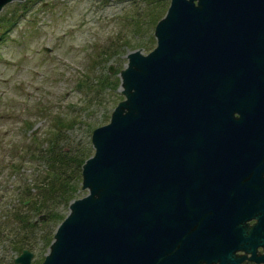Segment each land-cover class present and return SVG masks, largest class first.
I'll use <instances>...</instances> for the list:
<instances>
[{"label": "water", "instance_id": "water-1", "mask_svg": "<svg viewBox=\"0 0 264 264\" xmlns=\"http://www.w3.org/2000/svg\"><path fill=\"white\" fill-rule=\"evenodd\" d=\"M154 36L41 264L264 263V0H169Z\"/></svg>", "mask_w": 264, "mask_h": 264}, {"label": "rangeland", "instance_id": "rangeland-1", "mask_svg": "<svg viewBox=\"0 0 264 264\" xmlns=\"http://www.w3.org/2000/svg\"><path fill=\"white\" fill-rule=\"evenodd\" d=\"M151 1L23 0L0 12L7 19L14 15L8 31L0 29V264H14L21 251L12 242L22 235L34 254L32 264L48 252L54 211L49 206L33 212L25 198L29 185L44 179L39 150L55 141L62 151L90 148L93 154V129L108 123L124 98L115 82L126 55L135 49L147 53L156 44L157 20L146 16ZM81 185L80 180L74 198L87 193ZM68 204L54 208L65 216Z\"/></svg>", "mask_w": 264, "mask_h": 264}, {"label": "trees", "instance_id": "trees-1", "mask_svg": "<svg viewBox=\"0 0 264 264\" xmlns=\"http://www.w3.org/2000/svg\"><path fill=\"white\" fill-rule=\"evenodd\" d=\"M24 3L25 2H23V6L21 5V9H25ZM164 7V0H153L150 3H147L146 16L148 20L151 22L152 18H155L152 23L156 20L158 21L162 17L161 13L165 10ZM9 18L7 19L5 15L0 14V29H3L4 32L8 31L9 25L14 24V20L12 21V19H14V15H10ZM119 83L120 82L117 79L115 87L118 86ZM90 155V148H87L85 151L80 149L73 150L72 154L68 152V149L62 151L58 148V144L55 143V141L48 145L47 149L39 150L38 158L46 165L45 175H43L44 179L42 181H37L33 185L30 184L27 188L28 191H25L27 195L25 198L29 199L28 201L31 200V203L27 206L31 207V211L33 212L41 211V209L49 206L51 207L50 210L54 211L52 213V217L51 214H49L48 219L49 227H51V230L49 231L50 234L46 240L48 246L53 238V227L56 226L58 221H61L65 217L60 216L54 207L61 202L68 204L72 199H74V197H76L78 183L81 180V167L85 159ZM19 219L26 224L29 223V218ZM30 225L31 227H34L35 223L31 222ZM17 238L19 239L17 240ZM17 238L14 242H12L15 249L22 251L23 249H27L29 247V243L25 235ZM41 261L33 264H40Z\"/></svg>", "mask_w": 264, "mask_h": 264}, {"label": "flooded vegetation", "instance_id": "flooded-vegetation-1", "mask_svg": "<svg viewBox=\"0 0 264 264\" xmlns=\"http://www.w3.org/2000/svg\"><path fill=\"white\" fill-rule=\"evenodd\" d=\"M246 264V263H245ZM254 264V263H253Z\"/></svg>", "mask_w": 264, "mask_h": 264}]
</instances>
